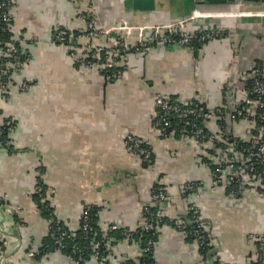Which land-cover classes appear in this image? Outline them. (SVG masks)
Returning a JSON list of instances; mask_svg holds the SVG:
<instances>
[{
    "label": "crops",
    "instance_id": "obj_1",
    "mask_svg": "<svg viewBox=\"0 0 264 264\" xmlns=\"http://www.w3.org/2000/svg\"><path fill=\"white\" fill-rule=\"evenodd\" d=\"M9 1L11 41L29 60L12 66L9 97L0 94V128L13 127L11 148L0 147V264H73L61 251L43 252L35 259L49 232L35 198L39 170L45 203L69 231L78 230L86 207L95 209L99 233L134 231L141 212L154 205L153 190L160 187L167 195L161 205L169 220L185 218L190 206L198 209L214 253L205 259L196 241L166 224L154 228L155 263L252 261L258 248L249 236L264 234V199L253 190L233 197L230 186L213 188L209 161L212 156L224 160L225 153L213 152L214 146L184 133L161 136L152 117L159 96L208 110L245 98L251 69L264 65V0ZM178 21L189 31L219 35L199 48L155 41L142 52L135 32L126 35L118 29L125 23L152 27ZM89 24L108 32L89 35ZM57 29L78 39L57 43ZM120 39L129 50L118 62L114 82L105 79L101 65L79 62L91 49L103 59ZM24 82L29 86L22 91ZM235 134L247 139L250 131L238 124ZM127 135L150 140L151 163L126 150ZM191 183L201 185L185 195L184 186ZM110 234L107 256L137 264L139 245ZM261 252L264 264V246Z\"/></svg>",
    "mask_w": 264,
    "mask_h": 264
},
{
    "label": "built area",
    "instance_id": "obj_2",
    "mask_svg": "<svg viewBox=\"0 0 264 264\" xmlns=\"http://www.w3.org/2000/svg\"><path fill=\"white\" fill-rule=\"evenodd\" d=\"M12 3L9 0L0 2V19L10 28L13 15L11 12ZM125 31L126 35L135 34L138 39V44L142 52L147 51L150 43L161 42L164 44L181 45L190 47L193 43L203 46L205 43L212 41L218 37L215 31H189L183 21L175 22L173 25L165 26H131L122 24L118 27ZM89 35L94 33L107 34L108 31L103 29H95L93 24H89ZM148 30V31H147ZM146 32H149L147 37ZM78 36L71 34L64 29H57L54 33V41L60 44H70L73 40H77ZM15 43L7 44L0 54V94L8 96L12 87V74L9 73V67H20V57L24 56L25 63L29 60V55L19 50ZM126 51L124 41L117 40L114 46L108 48L105 57L102 59L100 52L96 49H91L88 52V59H79L84 66L99 64L104 70L111 69L118 65ZM20 65V66H19ZM107 81L114 82L118 78L116 72L104 74ZM249 80L251 81L250 88L246 91L245 98L242 100L241 106H224L213 110L202 108L198 103L180 104L178 102L169 101L161 96L155 100V112L153 114V125L161 136H169L173 133L180 132L188 135L198 143H207L214 146L215 143L222 145L224 149L225 165L219 164L215 167L212 187L233 186L231 196L241 197L248 190H264V65L254 66L251 69ZM28 83L24 82L20 85V89L25 91L28 88ZM9 97V96H8ZM172 118H177L182 121V127L178 129L173 123ZM217 118L220 122H248L251 126L250 134L247 139H241L234 143L227 142L226 132H215L210 129L209 123L212 119ZM225 122V123H226ZM11 126L8 127L9 133L12 131ZM126 150L132 155L138 157L145 163L152 161V147L150 140L139 139L132 135H127L124 139ZM228 158V160L225 159ZM212 166V163L209 164ZM200 183H191L184 186L185 195L197 191ZM154 211L145 208L140 216L141 222L134 230H151L159 222H166L165 210L162 203L167 199L164 190L157 189L153 192ZM192 221L196 224L193 236L197 240L206 238L204 231H207L203 221L200 218L198 209L190 206L188 210ZM80 223L83 231L90 230L89 227V208L82 211ZM167 224V223H166ZM172 228L180 232H185L187 222L183 219H174L168 223ZM50 229V223H49ZM58 248L63 247L64 239H69L71 242L75 240V233L69 230H56L51 234ZM128 240L131 237L127 236ZM249 240L257 243L258 253L253 260L248 264H263L262 248L264 246V234H251ZM156 242L150 241L142 252H153ZM101 248L100 241L95 237L89 238L88 250L89 255L79 253L78 257L73 261V264H123L116 258L110 259L107 255L100 256L99 249Z\"/></svg>",
    "mask_w": 264,
    "mask_h": 264
},
{
    "label": "trees",
    "instance_id": "obj_3",
    "mask_svg": "<svg viewBox=\"0 0 264 264\" xmlns=\"http://www.w3.org/2000/svg\"><path fill=\"white\" fill-rule=\"evenodd\" d=\"M3 0H0V2H2ZM1 13V11H0ZM10 28H7V25L4 24L1 19H0V49L3 50V48L11 43V33L9 32ZM15 46L21 50L19 44L15 43ZM190 47L192 48H199L202 47L200 44L197 43H193ZM105 50V49H104ZM129 50V48H126V53ZM88 59V57H87ZM24 56L20 57V65H22L24 62ZM19 65V66H20ZM260 66V65H257ZM263 66V65H261ZM15 70H13L12 67H9V73L13 74ZM116 72L117 74L120 71L119 65H117L116 67H113L111 69H106L103 70V74H109L111 72ZM110 82V81H109ZM251 85V81L248 79L245 81V88L246 90H248L250 88ZM242 105V101L241 102H237L234 100V102L232 103V106H241ZM217 119V118H216ZM214 120V122H210L211 125H213V123H215V127L213 125V128H215V130L218 132H226L227 133V142L228 143H234L237 142L241 139H243L242 137L239 138L236 134H235V128L236 126L239 124L241 125V127H243L244 129L250 130L251 126L250 124L247 122H245L244 124H240L238 122H233L231 123V125L229 126V129H231V133L226 131V128H228V124L225 122H220V120ZM172 123L178 128L180 129L182 127V121L180 119H175L172 118ZM211 125L210 129H211ZM217 126V127H216ZM8 127L7 125H3L0 128V147H4V148H11V144H10V138H9V131H8ZM212 130V129H211ZM177 132V131H176ZM211 146V145H210ZM213 147V146H212ZM215 149L222 151V154H224V149L222 147V145L215 143L214 147L212 148V151L214 152ZM153 158V156H152ZM226 160H228L227 157H225ZM212 161H209V163H212V166H210V169L212 171V174L214 176V170L215 167H217L219 164L221 165H225V162L223 160H214L213 156L211 157ZM39 179L40 180L39 184H38V189H37V193H35L36 195V201L38 203L39 209L42 213V215L45 217L46 220H48V222L50 223V229L48 232V236L47 239L45 241V243H43L44 245L40 248L38 255H36L35 259L38 261L39 260V255L43 252H49V251H61L63 252L65 255L71 257L72 261H74L79 253H82L84 255H89L90 251L88 250V243H89V238L90 237H95L97 240L100 241L101 244V248L99 249V255L100 256H106L107 254H109L108 252V242H109V237H111L110 234L111 232H114L115 235L113 237H118V239L121 238H126L127 236L131 237L132 241L135 242L136 244L139 245V248L142 250L144 247H146V245L152 241V242H156L157 241V232L156 230H154L155 226H153V229L145 231V230H137V231H129L126 229H119V230H109L110 233H106V234H102L99 233V231L97 230L96 227V221H95V215H96V211L95 209H93L92 207H86L89 208V227L90 230L87 232L88 234H86L83 231V227L81 225V223L79 224V228L77 231H75V240L74 242H71L69 239H64L63 242V247L62 248H58L57 244L54 241L53 236L51 235L54 231L56 230H68L67 228H65L61 222H59L56 218L55 215L53 214L52 209L45 203L46 202V195H45V186H43V182L41 179V176L43 175V171L39 170ZM233 184L232 186L230 185V188L228 189L229 191L233 190ZM157 189H162L160 187H155V189L153 190V192ZM232 192V191H231ZM257 194H260L259 197L261 196L264 199V190H257ZM151 211H154L156 208L154 207V205H151L150 207H146ZM85 209V208H84ZM263 209H264V203H263ZM183 219L187 222V228L186 231L184 232L186 234V238L188 240L191 241H196L199 245V251L200 254L205 258V259H210L214 253V247L209 243L210 241V234L208 233V231H204L206 238H203L202 240H197L194 236H193V232L196 228V224L192 221L191 219V215L187 214V216L185 218H180ZM164 221L166 222H159L156 226L161 227L166 225V223H171L173 220H169L168 218H164ZM204 223V222H203ZM2 245V241L0 240V247ZM141 256L138 259L137 264H157L155 263L154 259H153V252H141ZM123 264H136L131 260H127L125 262H123Z\"/></svg>",
    "mask_w": 264,
    "mask_h": 264
},
{
    "label": "water",
    "instance_id": "obj_4",
    "mask_svg": "<svg viewBox=\"0 0 264 264\" xmlns=\"http://www.w3.org/2000/svg\"><path fill=\"white\" fill-rule=\"evenodd\" d=\"M235 0H203L206 4H226L228 2H234Z\"/></svg>",
    "mask_w": 264,
    "mask_h": 264
},
{
    "label": "rangeland",
    "instance_id": "obj_5",
    "mask_svg": "<svg viewBox=\"0 0 264 264\" xmlns=\"http://www.w3.org/2000/svg\"><path fill=\"white\" fill-rule=\"evenodd\" d=\"M258 206H259V204H258ZM259 207H260V206H259ZM251 229H252V228H251ZM253 229H254V228H253ZM253 229H252V230H253ZM256 230H257V229H256Z\"/></svg>",
    "mask_w": 264,
    "mask_h": 264
}]
</instances>
